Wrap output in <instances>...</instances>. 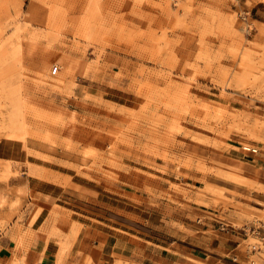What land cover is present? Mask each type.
Masks as SVG:
<instances>
[{"label":"rangeland","instance_id":"obj_1","mask_svg":"<svg viewBox=\"0 0 264 264\" xmlns=\"http://www.w3.org/2000/svg\"><path fill=\"white\" fill-rule=\"evenodd\" d=\"M84 83L106 94H79L102 128L28 101ZM25 139L87 159L107 190H141L192 230L218 220L241 234L231 254L264 264V0H0V142Z\"/></svg>","mask_w":264,"mask_h":264},{"label":"crops","instance_id":"obj_2","mask_svg":"<svg viewBox=\"0 0 264 264\" xmlns=\"http://www.w3.org/2000/svg\"><path fill=\"white\" fill-rule=\"evenodd\" d=\"M78 86L74 96L31 95L28 101L48 114L102 128L79 94H106L97 84ZM24 148L0 142V264H172L162 249L179 254L175 262L186 256L188 264H242L231 254L241 234L218 220L192 230L180 213L141 190H107L96 172L83 170L97 169L85 158L32 139Z\"/></svg>","mask_w":264,"mask_h":264},{"label":"built area","instance_id":"obj_3","mask_svg":"<svg viewBox=\"0 0 264 264\" xmlns=\"http://www.w3.org/2000/svg\"><path fill=\"white\" fill-rule=\"evenodd\" d=\"M175 1H177V0H171L172 5H174V2H175ZM55 72H56V68H53V70H52V74H54ZM250 152H251V153H255V151H251V150H250Z\"/></svg>","mask_w":264,"mask_h":264},{"label":"bare ground","instance_id":"obj_4","mask_svg":"<svg viewBox=\"0 0 264 264\" xmlns=\"http://www.w3.org/2000/svg\"><path fill=\"white\" fill-rule=\"evenodd\" d=\"M243 150H246V151H247V150H248V148H247V147H246V148H243ZM251 151H255V150H254V149H252Z\"/></svg>","mask_w":264,"mask_h":264}]
</instances>
